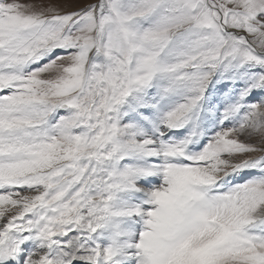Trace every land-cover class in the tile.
<instances>
[{
  "label": "snow or ice",
  "instance_id": "6c2138e0",
  "mask_svg": "<svg viewBox=\"0 0 264 264\" xmlns=\"http://www.w3.org/2000/svg\"><path fill=\"white\" fill-rule=\"evenodd\" d=\"M0 264H264V0H0Z\"/></svg>",
  "mask_w": 264,
  "mask_h": 264
}]
</instances>
